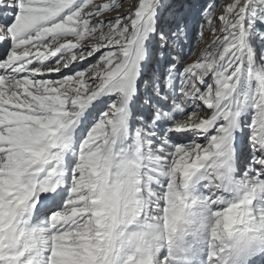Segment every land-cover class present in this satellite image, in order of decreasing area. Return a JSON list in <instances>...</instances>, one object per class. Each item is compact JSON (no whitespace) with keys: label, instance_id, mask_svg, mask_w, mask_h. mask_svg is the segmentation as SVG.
<instances>
[{"label":"snow or ice","instance_id":"1","mask_svg":"<svg viewBox=\"0 0 264 264\" xmlns=\"http://www.w3.org/2000/svg\"><path fill=\"white\" fill-rule=\"evenodd\" d=\"M0 264H264V0H0Z\"/></svg>","mask_w":264,"mask_h":264}]
</instances>
